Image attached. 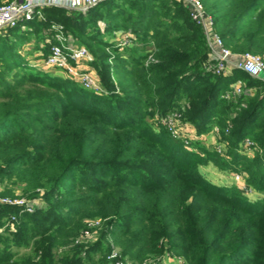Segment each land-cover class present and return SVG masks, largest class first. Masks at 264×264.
<instances>
[{"label":"trees","instance_id":"trees-1","mask_svg":"<svg viewBox=\"0 0 264 264\" xmlns=\"http://www.w3.org/2000/svg\"><path fill=\"white\" fill-rule=\"evenodd\" d=\"M201 1L226 48L264 59V0ZM41 14L26 31L0 32L1 195L20 186L36 204L0 212V264H100L112 243L133 264H264V80L207 71L205 33L181 1L103 0ZM57 26L88 49L104 92L22 54L47 33V56ZM119 31L135 36L122 52L111 40ZM174 111L199 137L218 127L225 156L202 139L175 138L162 124ZM246 140L259 147L252 157ZM211 164L241 175L255 197L211 182L201 170ZM94 219L103 221L98 240L76 245Z\"/></svg>","mask_w":264,"mask_h":264},{"label":"built area","instance_id":"built-area-1","mask_svg":"<svg viewBox=\"0 0 264 264\" xmlns=\"http://www.w3.org/2000/svg\"><path fill=\"white\" fill-rule=\"evenodd\" d=\"M101 1L103 0H11L0 6V32L30 22L36 16L41 19V10L45 7H57L69 11L86 12ZM177 1L184 3L190 12L192 20L201 26L205 33L207 43L211 50L210 61L206 66L207 71L217 76H224L228 75L232 69H237L244 71L253 78L264 80V59L259 55L250 53L234 55L230 49L226 48L222 38L215 32L212 18L205 11L201 0ZM78 2H82L83 6L81 8H79ZM55 30L57 32L52 39H55L58 43L51 45L49 54L42 62L43 65L47 68L58 70L65 77L75 79L86 90L96 93L104 92L100 78L90 65L93 57L88 49L78 46L71 36H67L62 31L60 26L55 27ZM134 38L135 36L131 32L119 31L116 33L112 42L116 43L120 50L123 51L124 48L132 46ZM242 92L243 84L238 82L234 86L233 93L234 95H240ZM182 123V114L179 111L173 112L162 119V124L175 138H182L180 136ZM214 133L219 135L220 129L215 127ZM185 143L188 145L189 139ZM245 145L251 150L259 149L250 140H246ZM236 179L240 181L239 176ZM6 208H17L21 214L33 213L36 209V204L23 197L0 194V212ZM9 218V223H15L18 220L17 215H10ZM101 225L102 222L100 219L88 220L87 229L76 240L75 244H89L94 241L98 236V229L101 228ZM165 258L169 259L170 257L165 256L163 258L151 259L144 264H166ZM170 259L177 260L178 264H184L181 259ZM100 264H133V262L127 258H122L120 249L112 243V250Z\"/></svg>","mask_w":264,"mask_h":264},{"label":"rangeland","instance_id":"rangeland-1","mask_svg":"<svg viewBox=\"0 0 264 264\" xmlns=\"http://www.w3.org/2000/svg\"><path fill=\"white\" fill-rule=\"evenodd\" d=\"M102 27L104 28V25H102ZM110 39H111V37H110ZM114 38H112L111 40H113ZM120 49V48H119ZM109 52H111L110 50H108ZM120 52H122L121 50H120ZM112 53V52H111ZM43 61H38L37 62V65H33L35 68H41V69H43L41 66V64H43L42 63ZM47 70H52V69H49V68H47ZM54 70V72L58 75V76H60V77H65L64 75H62L58 70H55V69H53ZM174 112H176V111H174ZM173 113V112H172ZM188 128H191V126L190 125H188V124H185L184 122L182 123V127H180V132H181V137L182 138H188L189 139V144H190V142L193 140V141H197V140H200V139H202V143H204L205 145H207V146H209L210 148H213V149H215L216 151H217V153L218 154H220V155H222V156H225V152H226V148L224 149V147L222 146V144L221 143H219V141H218V135H216L215 133H214V130L213 131H211L210 133H208V134H205V135H202L201 137H199L196 133H195V131H194V129L193 128H191V132L189 133L188 132ZM215 129V128H214ZM220 132H221V130H220ZM215 135L216 136V139L214 140L213 139V141H207L206 140V137L208 136V135ZM243 150L246 152V153H248V155L249 156H253L254 154V151L253 150H251L249 147H247L245 144H244V146H243ZM253 151V152H252ZM209 168H211V170L212 171H209V170H207L206 168H202L201 170H202V173L211 181V182H213V183H215V184H217V185H233V183H236V184H238L240 187H241V189L243 190V192L245 193V194H247L248 196H250L251 198H253V197H255V194H252L253 193V189H250V188H248V187H244L245 185H244V183H243V177L241 176V175H238V174H235V173H233V172H230V171H226V170H220V169H218V168H216L215 166H213L212 164L209 166ZM237 176H239V180L240 181H238L236 178H237ZM244 187V188H243ZM14 189V191H15V195H14V197H23V198H26V199H28L27 197H25L24 195H23V187H20V186H17V187H14L13 188ZM4 191V188L3 187H0V194L2 193ZM252 192V193H251ZM5 196H7V195H5ZM101 222H102V225H103V221L101 220ZM102 225H101V227H102ZM2 232V231H1ZM98 232H100V229H98ZM98 238H99V235L97 236ZM98 238H96L94 241H92L91 243H89V244H81V245H83L84 247H88L89 245H92V244H94L97 240H98ZM24 252H26V251H22L21 253H24ZM173 264V263H172ZM174 264H177V260L174 262Z\"/></svg>","mask_w":264,"mask_h":264},{"label":"crops","instance_id":"crops-1","mask_svg":"<svg viewBox=\"0 0 264 264\" xmlns=\"http://www.w3.org/2000/svg\"><path fill=\"white\" fill-rule=\"evenodd\" d=\"M9 1H11V0H0V5L1 4H4V3H7ZM78 6H79V8H81L83 6L82 2H78ZM25 24L19 25L22 28V30H24V31H26L28 29L25 26ZM101 25H103V24H101ZM51 42H52L51 37L47 33H45V39H44V41H42L39 44V47L38 48H36V42H35V40H32V42L30 44H28L27 46L24 47L22 54L26 56V59L27 60H30V61H39L40 60V61H43L45 59V57H46V55H45V48L48 45H50ZM41 65H42L41 67L43 69H47V67H45L43 64H41ZM49 69H51V68H49ZM191 131H192L191 128H188V132L190 133ZM213 139L214 140L216 139V136L213 135V134L212 135L210 134V135H208L206 137V140L207 141L209 140L210 142L213 141ZM206 169L209 170V171H212L211 168H209V167L206 168ZM174 262L175 261L173 259L165 258V263L166 264H172V263L174 264Z\"/></svg>","mask_w":264,"mask_h":264}]
</instances>
